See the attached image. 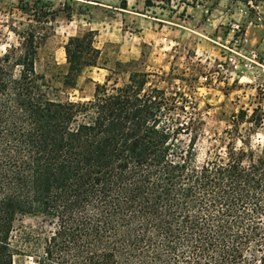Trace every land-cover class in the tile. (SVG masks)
Wrapping results in <instances>:
<instances>
[{
	"label": "trees",
	"instance_id": "1",
	"mask_svg": "<svg viewBox=\"0 0 264 264\" xmlns=\"http://www.w3.org/2000/svg\"><path fill=\"white\" fill-rule=\"evenodd\" d=\"M41 31L0 55V264H264V147L198 163L187 100L135 61L88 100L55 99ZM63 52L64 88L100 60L93 31Z\"/></svg>",
	"mask_w": 264,
	"mask_h": 264
},
{
	"label": "rangeland",
	"instance_id": "2",
	"mask_svg": "<svg viewBox=\"0 0 264 264\" xmlns=\"http://www.w3.org/2000/svg\"><path fill=\"white\" fill-rule=\"evenodd\" d=\"M35 27L46 39L34 68L56 89L55 99L88 100L107 76L110 84L126 78L117 62L135 61L158 75L160 88L187 100L182 120L200 129L198 163L228 143L241 147L240 139L258 153L264 147V0H0V55ZM87 31L100 51L98 66L64 88L63 46Z\"/></svg>",
	"mask_w": 264,
	"mask_h": 264
},
{
	"label": "crops",
	"instance_id": "3",
	"mask_svg": "<svg viewBox=\"0 0 264 264\" xmlns=\"http://www.w3.org/2000/svg\"><path fill=\"white\" fill-rule=\"evenodd\" d=\"M123 4L125 5L124 8H123V7L116 8L118 12L120 11V13L127 12L128 3H126V2L124 1ZM144 5H145V0H144Z\"/></svg>",
	"mask_w": 264,
	"mask_h": 264
},
{
	"label": "built area",
	"instance_id": "4",
	"mask_svg": "<svg viewBox=\"0 0 264 264\" xmlns=\"http://www.w3.org/2000/svg\"><path fill=\"white\" fill-rule=\"evenodd\" d=\"M254 57H255V55H252V58H253V59H255ZM248 60L251 61V62H254V61L251 60V59H248Z\"/></svg>",
	"mask_w": 264,
	"mask_h": 264
}]
</instances>
